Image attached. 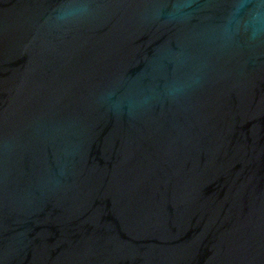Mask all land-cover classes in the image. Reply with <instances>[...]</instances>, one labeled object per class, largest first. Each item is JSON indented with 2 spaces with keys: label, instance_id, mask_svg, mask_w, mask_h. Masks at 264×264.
I'll return each mask as SVG.
<instances>
[{
  "label": "water",
  "instance_id": "95a60500",
  "mask_svg": "<svg viewBox=\"0 0 264 264\" xmlns=\"http://www.w3.org/2000/svg\"><path fill=\"white\" fill-rule=\"evenodd\" d=\"M0 264H264V0H0Z\"/></svg>",
  "mask_w": 264,
  "mask_h": 264
}]
</instances>
